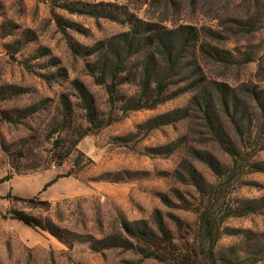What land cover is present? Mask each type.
<instances>
[{"label":"rangeland","instance_id":"374dc122","mask_svg":"<svg viewBox=\"0 0 264 264\" xmlns=\"http://www.w3.org/2000/svg\"><path fill=\"white\" fill-rule=\"evenodd\" d=\"M62 4L94 7L115 18L68 13ZM131 15L168 28H196V45L184 53L182 75L170 90L187 83L185 76L222 82L254 109L253 90L264 92V0H0V179L11 177L0 183V264H170L97 245L109 236L127 239L123 222L156 228V215L168 231L163 249L176 264H192L193 253L202 250L197 217L181 209L179 200V195L192 200L196 192L173 173L183 172L187 163L212 184L214 173L194 150L207 152L222 168L230 165L228 156L200 135L193 119L148 132L139 128L151 117L187 106L192 92L153 109H115L111 123L94 129L75 87L78 83L90 94L96 120L108 118L104 88L85 65L98 41L128 30ZM243 24L252 31L242 33ZM201 44L227 51L231 60L200 53ZM61 97L67 100V117ZM23 109L28 110L20 113ZM254 109L251 115L262 125ZM260 136L264 140V130ZM181 138L170 156L149 154ZM254 161H264V150ZM240 180L231 187L230 204L264 198V172ZM34 197L47 203L17 199ZM13 211L39 226L12 219ZM222 229L216 252L229 255L228 264H264V202L252 214L227 219Z\"/></svg>","mask_w":264,"mask_h":264},{"label":"trees","instance_id":"16d2710c","mask_svg":"<svg viewBox=\"0 0 264 264\" xmlns=\"http://www.w3.org/2000/svg\"><path fill=\"white\" fill-rule=\"evenodd\" d=\"M61 7L68 13L115 18L103 10H95L94 7L86 9L68 4H62ZM127 21L129 25L127 31L100 40L91 48L89 55L93 56V60L85 65L94 83L104 88L109 110L107 119L96 120V110L90 94L82 85L75 84L86 111L87 121L94 129H100L115 119L111 116L115 109L121 113L153 109L179 94L192 92L187 106L151 117L139 128L148 132L172 122L193 119L201 128L200 135L214 142L228 156L230 165L222 168L207 152L194 150L195 158L205 162L214 173L215 182L212 184H206L187 163H184L183 172L176 170L173 173L178 182L192 187L197 195L189 200L178 194L180 208L195 213L197 217L196 240L202 250L193 253L192 264H228L229 255L224 253L218 255L216 252L217 242L224 235L222 224L229 218L246 216L263 207L264 198L258 201L235 200L234 204H230V193L234 183L237 185L243 183L240 179L244 174L264 172V161H254L255 154L264 150V140L260 136L264 130V121L262 125L258 124L251 115L255 112L252 110L250 112V108H254L247 105L235 90L222 82H203L204 79H190L185 76L187 83L174 91L170 90L175 78L182 75L181 60L184 53L196 45L198 32L195 27L181 25L168 28L142 21L132 15ZM245 26L241 25L242 33L252 31ZM198 48L200 53H211L221 61H225L224 56L231 60L227 51L209 44H201ZM191 64L198 69L196 63ZM189 75H192V71ZM124 86H132L134 90L126 92L122 88ZM263 93L255 89L252 93V99L255 101L254 110L260 112L261 121L264 120ZM61 103L64 106V117H67L69 111L67 100L61 97ZM27 110L23 109L20 113ZM225 124L232 128L233 134L227 131ZM181 141L182 138L151 148L149 154L168 157L182 145ZM10 179V176H5L0 179V183ZM48 185L46 184L44 188ZM17 199L38 201L35 197ZM10 216L26 226L32 228L39 226L36 220L21 212H10ZM156 221V228H151L144 221L123 222L122 229L127 239L109 236L99 240L97 245L101 248L130 249L143 258L176 264L174 258L163 249V245L169 243L168 231L157 215ZM231 251L232 248L228 250L230 254Z\"/></svg>","mask_w":264,"mask_h":264}]
</instances>
